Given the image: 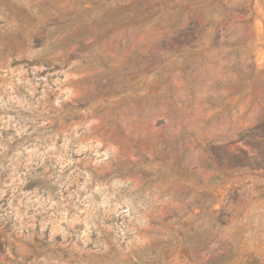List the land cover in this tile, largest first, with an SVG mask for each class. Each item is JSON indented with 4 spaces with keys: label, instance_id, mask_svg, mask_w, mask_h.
I'll return each mask as SVG.
<instances>
[{
    "label": "rangeland",
    "instance_id": "374dc122",
    "mask_svg": "<svg viewBox=\"0 0 264 264\" xmlns=\"http://www.w3.org/2000/svg\"><path fill=\"white\" fill-rule=\"evenodd\" d=\"M0 264H264V0H0Z\"/></svg>",
    "mask_w": 264,
    "mask_h": 264
}]
</instances>
